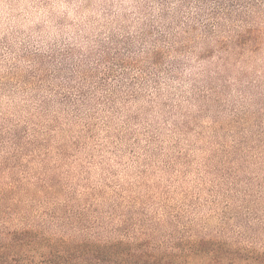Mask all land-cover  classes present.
<instances>
[{"label": "clouds", "instance_id": "9594fccd", "mask_svg": "<svg viewBox=\"0 0 264 264\" xmlns=\"http://www.w3.org/2000/svg\"><path fill=\"white\" fill-rule=\"evenodd\" d=\"M257 109L264 0H0V264H264Z\"/></svg>", "mask_w": 264, "mask_h": 264}, {"label": "rangeland", "instance_id": "374dc122", "mask_svg": "<svg viewBox=\"0 0 264 264\" xmlns=\"http://www.w3.org/2000/svg\"><path fill=\"white\" fill-rule=\"evenodd\" d=\"M264 118V113L257 112L254 116H245L243 117V123L246 126H255L258 120H262ZM236 129L233 131V129ZM256 140L257 144L254 147H259L261 142H264V130L261 127H256ZM240 134V126L234 124L232 121H228L226 124H221L220 127L214 133L215 136L218 138L216 139L215 143L219 145V147L214 152V156L217 157V163L221 166L223 171H227V166L231 163L234 156L238 153L241 149V145L243 141L239 143H233L229 146V141L234 139L235 137L239 136Z\"/></svg>", "mask_w": 264, "mask_h": 264}, {"label": "trees", "instance_id": "16d2710c", "mask_svg": "<svg viewBox=\"0 0 264 264\" xmlns=\"http://www.w3.org/2000/svg\"><path fill=\"white\" fill-rule=\"evenodd\" d=\"M213 243H216L215 241H208L207 244L204 245V250H207ZM217 251V255L224 258L225 260V264H227V257H226V253L230 250L228 249H224L222 247H218L216 249ZM77 256H80V257H86L88 255H91V253H88V252H80V253H77L76 254ZM95 258H96V261H97V264H102V262H105V264H108V262L110 261L111 257L103 254V253H96L95 254ZM75 259V256H72V257H69V260L65 262V264H71V261ZM239 264H242V262H239Z\"/></svg>", "mask_w": 264, "mask_h": 264}]
</instances>
